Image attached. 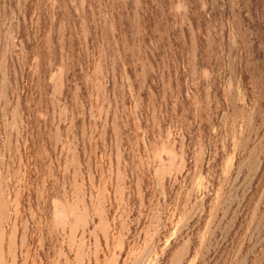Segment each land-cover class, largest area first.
<instances>
[{
    "label": "rangeland",
    "instance_id": "rangeland-1",
    "mask_svg": "<svg viewBox=\"0 0 264 264\" xmlns=\"http://www.w3.org/2000/svg\"><path fill=\"white\" fill-rule=\"evenodd\" d=\"M0 264H264V0H0Z\"/></svg>",
    "mask_w": 264,
    "mask_h": 264
}]
</instances>
